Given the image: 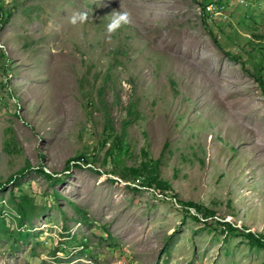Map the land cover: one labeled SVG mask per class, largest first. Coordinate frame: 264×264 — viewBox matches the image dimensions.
Returning <instances> with one entry per match:
<instances>
[{"label": "rangeland", "instance_id": "1", "mask_svg": "<svg viewBox=\"0 0 264 264\" xmlns=\"http://www.w3.org/2000/svg\"><path fill=\"white\" fill-rule=\"evenodd\" d=\"M204 1L0 0V264H264V0Z\"/></svg>", "mask_w": 264, "mask_h": 264}, {"label": "trees", "instance_id": "2", "mask_svg": "<svg viewBox=\"0 0 264 264\" xmlns=\"http://www.w3.org/2000/svg\"><path fill=\"white\" fill-rule=\"evenodd\" d=\"M206 1H208V3H207ZM206 1H204L203 5H202V9H203L204 7L210 5V4H213V3H216V4H217L218 6H220V7H228V6L230 5V3H228L227 1H224V0H215V1H212V0H206ZM211 1H212V2H211ZM204 11H205V10H204ZM0 15H1V22H2V25L4 26V25L7 24V21L9 20L11 14H10V13H9V14L7 13V15H6L4 12L1 11V12H0ZM225 55H226L227 58H229V59H230L231 61H233V62L240 63V64L242 63V59H240L239 57H236V56H234V55H232V54H230V53H225ZM242 67H243V70H244L245 72H249V73H250V71H248L246 68H244V64H242ZM250 74H252V75L255 77L254 79H255L258 83L262 84V81H261L260 78L257 76V74H253V73H250ZM81 160H84L85 164L88 163V160L86 161L85 158H80V160H78V162L81 161ZM86 162H87V163H86ZM42 171H43V169H42ZM150 182L153 183L152 180H150ZM159 184H161V183H159ZM159 184L157 183V187H158V188H162L161 185H159ZM175 201L177 202L178 205H180V206L182 207V209H184V210H186V211H188V210H190V209H194V210L196 211V213H197L198 215H200V216H203V217H206V218H210V219L215 218V216H214L215 214H214L213 212L208 211V210L204 209L203 207H200V206L194 205V204H192V203H185V202H182V201H180L177 197H175ZM202 212H204V214H203ZM18 217H19V219H22L21 216H18ZM21 228H22V227H21Z\"/></svg>", "mask_w": 264, "mask_h": 264}, {"label": "built area", "instance_id": "3", "mask_svg": "<svg viewBox=\"0 0 264 264\" xmlns=\"http://www.w3.org/2000/svg\"><path fill=\"white\" fill-rule=\"evenodd\" d=\"M203 16H209V17H219L222 18V12L225 10V7H220L216 3L210 4L203 9ZM205 10V11H204ZM85 165V162H83Z\"/></svg>", "mask_w": 264, "mask_h": 264}, {"label": "clouds", "instance_id": "4", "mask_svg": "<svg viewBox=\"0 0 264 264\" xmlns=\"http://www.w3.org/2000/svg\"><path fill=\"white\" fill-rule=\"evenodd\" d=\"M81 19H84L85 16L84 14H81ZM128 18V14L127 13H124L123 15H120L117 17L118 20H121V21H126ZM73 22H75V19L73 20ZM118 26V24H116L115 22L113 24H110L108 27H109V31L113 30L114 27Z\"/></svg>", "mask_w": 264, "mask_h": 264}]
</instances>
